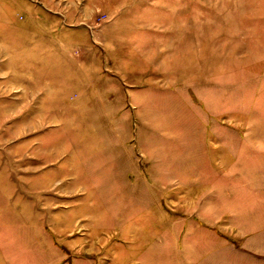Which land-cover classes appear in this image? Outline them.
<instances>
[{
	"label": "rangeland",
	"instance_id": "obj_1",
	"mask_svg": "<svg viewBox=\"0 0 264 264\" xmlns=\"http://www.w3.org/2000/svg\"><path fill=\"white\" fill-rule=\"evenodd\" d=\"M0 264H264V0H0Z\"/></svg>",
	"mask_w": 264,
	"mask_h": 264
}]
</instances>
